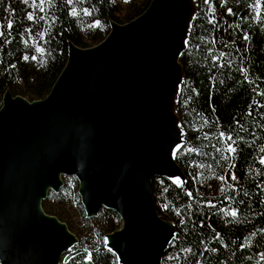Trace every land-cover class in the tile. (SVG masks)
<instances>
[{"label":"trees","instance_id":"16d2710c","mask_svg":"<svg viewBox=\"0 0 264 264\" xmlns=\"http://www.w3.org/2000/svg\"><path fill=\"white\" fill-rule=\"evenodd\" d=\"M151 1L0 0V108L6 91L44 99L70 44L96 46L111 23L131 22ZM193 1L175 107L183 180L148 183L158 217L174 224L161 264H264V0ZM69 198L62 185L41 206L73 233L63 215ZM79 220L97 229L85 240L74 233L58 264H120L103 243L118 214L82 210Z\"/></svg>","mask_w":264,"mask_h":264},{"label":"water","instance_id":"95a60500","mask_svg":"<svg viewBox=\"0 0 264 264\" xmlns=\"http://www.w3.org/2000/svg\"><path fill=\"white\" fill-rule=\"evenodd\" d=\"M184 2L152 0L131 22L111 23L96 46L70 44L67 62L44 99L28 102L4 93L0 264H58L77 242L41 206L50 190L62 187L61 176L79 181L87 217L102 208L118 214L121 226L104 244L120 264H161L174 224L158 217L148 183L172 178L174 171L183 180L175 160L152 145L158 141L163 149L173 137L161 89L170 78V59L177 53L179 60L185 48L178 14Z\"/></svg>","mask_w":264,"mask_h":264},{"label":"rangeland","instance_id":"374dc122","mask_svg":"<svg viewBox=\"0 0 264 264\" xmlns=\"http://www.w3.org/2000/svg\"><path fill=\"white\" fill-rule=\"evenodd\" d=\"M194 1L191 0L190 2V10L193 14L194 12ZM192 16V15H191ZM180 85V83H179ZM178 85V87H179ZM178 87L173 95V101H172V116H173V119H174V123H175V126L172 125V130L170 132V135H172V141L170 142L169 146L172 147V153H171V157L174 159V154H175V151L176 149L178 148V146L181 144V127H180V123H179V120H178V117L176 115V95H177V92H178ZM171 177L173 180L175 181H179V180H182L181 176L178 174V173H172L171 174ZM61 181H62V184L63 186L65 185L67 190L69 191V194H70V198H69V202L68 204L64 207L65 209V213H63V215L67 218V222H68V225L72 228V231H73V235L75 236L78 235L79 238H82V239H86V238H89L90 236H92V230L94 229L96 231L97 229V226H96V223L93 222V224H90V223H85L83 220L80 221L79 220V215H81L82 213V210L84 211L83 209V206L81 204V201H80V197L78 195V188H79V181L77 180L76 177L72 176V177H68V176H61ZM84 217H85V214H84ZM164 220V219H162ZM166 222H169L171 223L172 221H167V220H164ZM94 226V227H92ZM121 226V220H120V225L119 227ZM75 233V234H74ZM76 237V236H75ZM106 236H104V241L103 243L105 242ZM77 239V237H76ZM118 258V257H117ZM119 259V258H118Z\"/></svg>","mask_w":264,"mask_h":264},{"label":"bare ground","instance_id":"6f19581e","mask_svg":"<svg viewBox=\"0 0 264 264\" xmlns=\"http://www.w3.org/2000/svg\"><path fill=\"white\" fill-rule=\"evenodd\" d=\"M190 2L191 0H185L184 4L182 5V7L178 8V14L180 16V20H181V34H180V45L182 46L186 40V35L189 29V24H190V18H189V11L188 8L190 7ZM173 19V18H172ZM171 19V21L173 22V20ZM171 22V23H172ZM168 25L170 24V19L167 20ZM179 30V29H178ZM179 32V31H178ZM175 32L172 34V36L170 37V40H172L171 38H173V42L172 44L170 43V48L173 49L174 46L177 45L175 38H178L179 33ZM170 78L168 79V81L166 82V84L162 87L161 91L163 93L164 99L162 101V107L164 109V111L166 112L167 116H168V123H170V125L173 123V116H172V101H173V95L181 81V71H180V64H179V60L177 57V53L172 60L170 59ZM177 76V78H176ZM173 126H175V123L172 124ZM160 135L158 134L157 137H159ZM157 141V140H156ZM159 143L154 142V144L152 145V149L155 151V149L157 151H161L162 154H164L167 157H171V153H172V147L171 146H166L163 149L160 147H158ZM162 149V150H161ZM172 158V157H171ZM173 159V158H172ZM106 243L109 244L110 243V238L106 237Z\"/></svg>","mask_w":264,"mask_h":264},{"label":"built area","instance_id":"2783aa9c","mask_svg":"<svg viewBox=\"0 0 264 264\" xmlns=\"http://www.w3.org/2000/svg\"><path fill=\"white\" fill-rule=\"evenodd\" d=\"M165 211H166L165 206L164 207L162 206V207L159 208L160 214L164 215L166 213Z\"/></svg>","mask_w":264,"mask_h":264},{"label":"snow or ice","instance_id":"6c2138e0","mask_svg":"<svg viewBox=\"0 0 264 264\" xmlns=\"http://www.w3.org/2000/svg\"><path fill=\"white\" fill-rule=\"evenodd\" d=\"M31 18H32V17L30 16L29 19H31ZM33 59H35V57H33ZM233 150H234V149H233ZM261 162L264 163V160H262ZM231 215H232V216H235V215H236V212L233 211V212L231 213Z\"/></svg>","mask_w":264,"mask_h":264}]
</instances>
